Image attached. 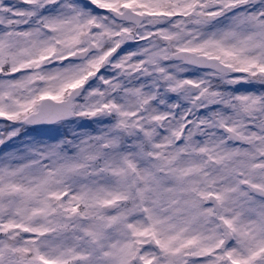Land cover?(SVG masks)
<instances>
[{
	"label": "snow or ice",
	"instance_id": "snow-or-ice-1",
	"mask_svg": "<svg viewBox=\"0 0 264 264\" xmlns=\"http://www.w3.org/2000/svg\"><path fill=\"white\" fill-rule=\"evenodd\" d=\"M0 264H264V0H0Z\"/></svg>",
	"mask_w": 264,
	"mask_h": 264
}]
</instances>
